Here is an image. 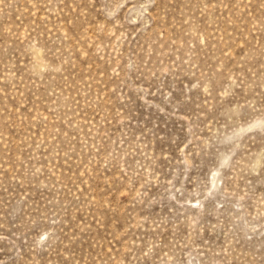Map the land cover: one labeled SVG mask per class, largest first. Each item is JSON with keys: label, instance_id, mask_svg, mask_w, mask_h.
Here are the masks:
<instances>
[{"label": "rangeland", "instance_id": "rangeland-1", "mask_svg": "<svg viewBox=\"0 0 264 264\" xmlns=\"http://www.w3.org/2000/svg\"><path fill=\"white\" fill-rule=\"evenodd\" d=\"M0 264H264V0H0Z\"/></svg>", "mask_w": 264, "mask_h": 264}]
</instances>
